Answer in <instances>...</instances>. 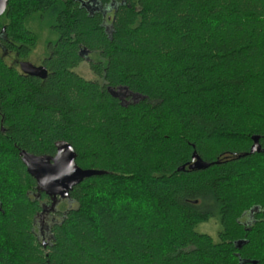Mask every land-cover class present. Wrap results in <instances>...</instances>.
<instances>
[{
  "label": "trees",
  "instance_id": "1",
  "mask_svg": "<svg viewBox=\"0 0 264 264\" xmlns=\"http://www.w3.org/2000/svg\"><path fill=\"white\" fill-rule=\"evenodd\" d=\"M97 1L109 32L74 0L0 17L3 52L35 48L36 15L54 37L44 80L0 56V264H264V0ZM58 142L104 174L51 211L19 153ZM194 152L207 169H187Z\"/></svg>",
  "mask_w": 264,
  "mask_h": 264
},
{
  "label": "water",
  "instance_id": "2",
  "mask_svg": "<svg viewBox=\"0 0 264 264\" xmlns=\"http://www.w3.org/2000/svg\"><path fill=\"white\" fill-rule=\"evenodd\" d=\"M8 0H0V17L5 13ZM20 69L23 74L31 77H36L44 80L47 76V71L43 67H35L28 62L20 64ZM112 96H117V92H112ZM55 155L53 157L35 156L26 152H20L19 157L21 163L25 167L26 173L32 178L36 184V191L39 194L45 195L51 202L52 211L59 201L67 200L71 190L84 180L91 177L101 176L102 171L92 169H81L76 164V153L73 148L65 142L55 144ZM261 148L254 140L250 151L247 155L259 153ZM197 156L194 152L191 157V164L187 166L189 171L204 170L209 167ZM185 166L178 171H184ZM45 212L42 211L41 215ZM45 246V244L43 245ZM240 246L238 245V248ZM251 264H256L252 261ZM44 264H49L48 262Z\"/></svg>",
  "mask_w": 264,
  "mask_h": 264
},
{
  "label": "flooded vegetation",
  "instance_id": "3",
  "mask_svg": "<svg viewBox=\"0 0 264 264\" xmlns=\"http://www.w3.org/2000/svg\"><path fill=\"white\" fill-rule=\"evenodd\" d=\"M74 3L78 6V8L82 9L85 13H87L90 16H99L101 17V24L102 27L104 28V30L106 32L110 31L111 28V24L113 21V17L116 11V8L114 5L112 4H102L101 2H98L97 0H74ZM37 45V43H36ZM36 47V46H35ZM35 48L31 49L30 51L27 49V53L25 55V57H18L17 54H13L11 52H6V51H1L0 50V56L3 62H5L9 67H13L15 69V71L18 73V75L22 76V77H31V76H27L25 74L22 73L21 69H20V64L23 62H28L30 64H32L35 67H43L45 61H47V59L50 57L51 55V51L49 49V41H47L46 45H45V49H43L42 52H44V54L42 53V56L40 57V59H38V61H33L31 60V55L33 53ZM83 58V62H87L88 58H87V53H83L82 55ZM46 69V68H45ZM47 71V69H46ZM36 78V77H34ZM119 99L121 100L122 103L127 104L128 101L126 100V95L124 96H118ZM45 233H47V229H45L44 231ZM44 232L40 233L42 240H44L46 235H43Z\"/></svg>",
  "mask_w": 264,
  "mask_h": 264
},
{
  "label": "rangeland",
  "instance_id": "4",
  "mask_svg": "<svg viewBox=\"0 0 264 264\" xmlns=\"http://www.w3.org/2000/svg\"><path fill=\"white\" fill-rule=\"evenodd\" d=\"M48 17H45L42 21L39 20V16H34L33 20L28 24V27L30 30H32L36 36H37V45L31 55V60L38 61L40 57L42 56V53L44 54L43 49H45V45L47 41L53 40L54 37L52 36L49 28V20ZM75 73H77L80 77H82L85 80H93L95 77L91 73L88 63L82 62L76 69ZM119 96H125L127 97V93L124 91H120L117 93ZM136 99V98H134ZM219 227L218 224L215 221H210L208 223H205L203 225H200L197 229L199 233L207 234L211 237H215L216 233L218 231Z\"/></svg>",
  "mask_w": 264,
  "mask_h": 264
}]
</instances>
